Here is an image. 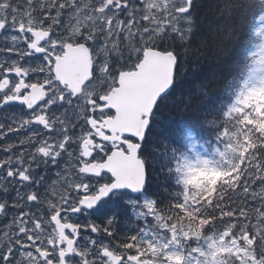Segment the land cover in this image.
Returning <instances> with one entry per match:
<instances>
[{"label":"snow or ice","instance_id":"6c2138e0","mask_svg":"<svg viewBox=\"0 0 264 264\" xmlns=\"http://www.w3.org/2000/svg\"><path fill=\"white\" fill-rule=\"evenodd\" d=\"M135 2L0 0V35L15 33L3 36L10 45L0 47V109H21L12 123H0V140L30 131L18 144H7L0 158V193L12 199L11 205L0 200V215L19 213L7 226L18 232L0 239V264H264V0H226L222 9L228 36L235 15L241 24L255 18L261 38L258 52L249 53L246 77L238 88L229 84L234 98L226 110L209 107L195 125L211 126L204 130L215 135L212 155L225 165L218 168L198 152L174 147L162 170L183 186L177 202L165 210L147 196L142 204L130 201L140 209L137 216L156 221L150 233L140 229L131 243L116 246L97 247V240L79 244L76 214L105 213L125 187L146 190L148 159L142 149L178 64L174 51L157 50V42L187 41L196 27L195 0H144L141 9ZM137 12L150 26L139 23ZM122 46L135 53L128 70L113 67L109 58L111 53L122 58ZM94 51L104 55L98 64ZM62 159L57 180L47 185L49 165L59 166ZM212 172L221 173L215 184L193 182L198 173ZM233 194H242L245 202L237 203ZM249 196L257 207H248ZM113 219L103 228L88 227L111 238Z\"/></svg>","mask_w":264,"mask_h":264},{"label":"trees","instance_id":"16d2710c","mask_svg":"<svg viewBox=\"0 0 264 264\" xmlns=\"http://www.w3.org/2000/svg\"><path fill=\"white\" fill-rule=\"evenodd\" d=\"M226 0H195L194 18L196 27L187 41L175 38L158 41L156 48L172 50L177 55L178 64L174 75V85L157 105L156 123L150 133L146 157L149 161V181L153 184L148 191L152 199L159 201V207L168 209L175 204L180 193L174 176L167 174L162 164L172 157V149L186 150L185 132L193 130L201 137H214L204 129L196 128L205 118L209 107H223L234 98L229 88L230 82L239 87L242 80V65L250 59V48L261 41L254 32L255 18L249 17L248 23L232 17L233 35H227L226 16L222 14ZM212 118L211 115L208 117ZM175 159L171 167H175ZM221 173L209 184H215ZM217 193H212L215 197ZM224 196V193H219ZM181 199V197H180ZM237 203L245 202L240 194L232 195ZM227 203V200L225 201ZM248 207H257L251 196L246 200ZM168 214H171L170 212ZM210 234V232L208 233Z\"/></svg>","mask_w":264,"mask_h":264},{"label":"flooded vegetation","instance_id":"af4514ba","mask_svg":"<svg viewBox=\"0 0 264 264\" xmlns=\"http://www.w3.org/2000/svg\"><path fill=\"white\" fill-rule=\"evenodd\" d=\"M19 2L23 3V0H19ZM63 2V0H61ZM124 2V0H123ZM122 2V3H123ZM52 15H55V12H52ZM69 14L64 13V24L67 26L69 23ZM120 19H124V14L120 16ZM71 23H75V20H72ZM61 31V29H57V32ZM15 34L14 32H11L9 30L8 32L3 33L0 35V47H4L5 44L10 45V40L5 41L3 39V36H10ZM122 58L120 56H117L116 53L110 54V59L113 63V67L119 68L120 70H128V65H131L136 62L135 59V53L129 54V51L127 48H124L122 46ZM93 56L96 60V63L98 64L104 59L103 53L100 55H96V52H93ZM15 57H13L14 59ZM32 63H35L36 61H31ZM118 75V73H116ZM12 77H10L11 79ZM35 79V77H33ZM60 111H63L61 109ZM21 112V109L18 105L11 106L5 109H0V123L10 124L12 123L13 119L18 116ZM74 119V118H73ZM77 134H79V128L76 129ZM30 131H21L19 133L13 134L9 133L7 138L4 140H0V158H5V153L3 151V148L6 147L7 144H18L19 139L24 138L25 136L29 135ZM98 141V138H97ZM20 149H17V152H19ZM143 154L147 156L149 153H147V144L145 142L144 148L142 149ZM11 153H8L10 155ZM95 155V153H94ZM67 159V157H65ZM97 160L100 159V157H96ZM106 159V157H105ZM65 166V160L62 159L59 161V166L56 165H49L46 177H47V185H51L53 181L57 180V173L61 171V169ZM148 170H149V161L146 166V177H148ZM41 173L44 174V168L41 166ZM105 179H107V176H105ZM148 182V181H147ZM46 185V187H47ZM149 190L152 188V184L148 183ZM43 190V189H42ZM15 196V192L11 193V197ZM147 195L143 193L135 194L132 191L129 190H121V195L119 197H113L114 203L109 205V208L105 210V213L101 212H93L91 210L85 209L84 211L76 214L73 217V221L76 223H79L82 227L80 230V236L77 237L79 244L81 246L85 245L89 240H97L98 245L102 242L104 244H111L113 246L119 245L121 242H128L131 243L130 237L133 235H136L139 230L140 226L137 225L135 222H138V217L136 215V212L139 208H136L133 204L130 203V201H140V203H143L144 198ZM7 199L9 201V205L12 204V199L9 196H5L2 193H0V200ZM34 212L37 211L36 209H32ZM24 211H29V208L25 207ZM38 215L43 214L42 212H37ZM19 213L16 209L10 210L8 213L4 215H0V239L4 238V233L9 232V235L12 234V232H18V228H12L9 230L7 226L12 224L14 216H18ZM113 219V227L110 230H113L115 232V235L111 238L108 237L106 233L100 232V233H94L91 231V228L88 227L90 224H96L100 225L101 228L105 226V223L107 219L112 218ZM134 223V224H133ZM140 223V222H139ZM95 251V248L92 249ZM23 251V250H21ZM129 255L135 254L134 250L132 252L128 253ZM17 258H19V254L17 255ZM96 257H89V259H95ZM78 259V258H77Z\"/></svg>","mask_w":264,"mask_h":264},{"label":"rangeland","instance_id":"374dc122","mask_svg":"<svg viewBox=\"0 0 264 264\" xmlns=\"http://www.w3.org/2000/svg\"><path fill=\"white\" fill-rule=\"evenodd\" d=\"M123 2V0H122ZM144 6V0H136L135 4L133 5V7H135L136 9H141ZM144 13L142 12H137V20L139 21V23L141 25H143L144 27H148L150 26L148 24V22L143 21L141 19L142 15ZM125 15L124 14V19H125ZM257 21L255 20V24H254V31H255V27H257ZM132 31H136V28L134 27L132 29ZM261 41L255 43L251 48H250V52H258V48L260 45ZM215 145V136L214 137H201L198 136L197 134L193 133V132H188L187 133V137H186V141H185V146H186V150L190 153V154H194L195 152H198L201 156L212 159L215 161V166L216 167H222L225 165L226 160L225 159H221L218 156H213V146ZM222 147V146H221ZM192 159H195V156L191 157ZM220 174V172H212V173H198L194 178H193V182L194 183H204L205 181L207 183H210L212 181L215 180V178ZM180 193H182V185H178ZM182 195H181V200H182ZM140 203V201H139ZM140 209H138L139 211ZM138 219L140 220V222H142L143 224V229L149 231H151V228L153 225H155L156 221L154 220V218L152 217H138ZM255 221L253 220V223ZM222 230V229H221ZM191 247H195V243H192L190 245Z\"/></svg>","mask_w":264,"mask_h":264},{"label":"clouds","instance_id":"9594fccd","mask_svg":"<svg viewBox=\"0 0 264 264\" xmlns=\"http://www.w3.org/2000/svg\"><path fill=\"white\" fill-rule=\"evenodd\" d=\"M256 59H259V57H257ZM251 64V59H249L247 62H245L243 65H242V74H243V77L245 78L246 75H247V72H248V69H249V65Z\"/></svg>","mask_w":264,"mask_h":264},{"label":"water","instance_id":"95a60500","mask_svg":"<svg viewBox=\"0 0 264 264\" xmlns=\"http://www.w3.org/2000/svg\"><path fill=\"white\" fill-rule=\"evenodd\" d=\"M160 51V50H159ZM171 89V88H170ZM170 89L168 90V92L170 91ZM125 189H127V190H130V191H133L132 189H129V188H123V189H121V190H125ZM134 193H139V192H137V191H133Z\"/></svg>","mask_w":264,"mask_h":264}]
</instances>
